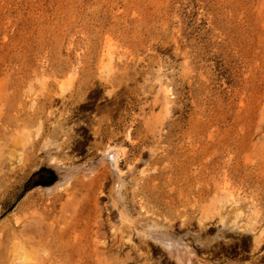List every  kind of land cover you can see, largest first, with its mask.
I'll return each instance as SVG.
<instances>
[{
    "label": "rangeland",
    "instance_id": "obj_1",
    "mask_svg": "<svg viewBox=\"0 0 264 264\" xmlns=\"http://www.w3.org/2000/svg\"><path fill=\"white\" fill-rule=\"evenodd\" d=\"M151 226L264 264V0H0V264H180Z\"/></svg>",
    "mask_w": 264,
    "mask_h": 264
},
{
    "label": "bare ground",
    "instance_id": "obj_2",
    "mask_svg": "<svg viewBox=\"0 0 264 264\" xmlns=\"http://www.w3.org/2000/svg\"><path fill=\"white\" fill-rule=\"evenodd\" d=\"M168 92H170V91L168 90ZM104 158H106V160L108 162L112 163V165L114 166L115 173L119 176V177H117V179L120 178L121 169L119 168V162H120L119 150L117 148H108L107 147V149L105 150V153H104ZM104 158H103V160H105ZM103 160H100V161H103ZM49 162H50V160H49ZM51 166L55 167L62 174H61V178L55 184H53L52 186H49V187H44L43 190L45 192H48V193L56 192L57 190L66 189L69 185H71L73 177L75 176V172H76V174H77V172H79L76 170L73 171L71 169H68L67 167L62 166L58 161H52ZM69 168H70V166H69ZM77 169H79V168H77ZM94 171H92V172H94ZM92 172L89 173L91 176L93 174ZM119 214H120V217H124L123 212L120 211ZM148 228H150V227H148ZM225 228H228V227H226V224H225ZM135 232L139 234V232H137V230ZM141 232L142 231H140V234H143ZM149 234H150L149 236L151 237V239L156 244L160 245L170 255L175 256L178 259L180 264H185L189 261L191 262L194 260V257L196 255V251H195L194 246L185 237L186 235L179 234L177 232H174L172 230H169V229H167L165 227H161V226H151V228L149 230Z\"/></svg>",
    "mask_w": 264,
    "mask_h": 264
},
{
    "label": "trees",
    "instance_id": "obj_3",
    "mask_svg": "<svg viewBox=\"0 0 264 264\" xmlns=\"http://www.w3.org/2000/svg\"><path fill=\"white\" fill-rule=\"evenodd\" d=\"M43 171H44L43 168L40 169L38 172H36V173L34 174V177L37 176V175H39V174L42 173ZM49 175H50V173H49ZM43 183H44V182H43ZM40 184H42V183H40Z\"/></svg>",
    "mask_w": 264,
    "mask_h": 264
}]
</instances>
